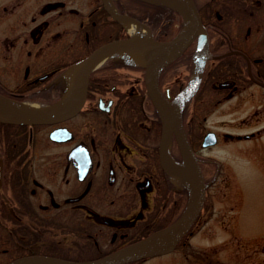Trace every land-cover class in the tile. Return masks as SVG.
I'll list each match as a JSON object with an SVG mask.
<instances>
[{"label": "flooded vegetation", "instance_id": "af4514ba", "mask_svg": "<svg viewBox=\"0 0 264 264\" xmlns=\"http://www.w3.org/2000/svg\"><path fill=\"white\" fill-rule=\"evenodd\" d=\"M110 3L122 13V0ZM194 3L212 57L181 117L204 199L169 251L129 264H264V220L254 231L241 222L249 196L243 175L264 180V0ZM123 30L127 35L102 0H0V95L56 106L69 91L73 65ZM174 73L158 75L170 100L188 82ZM5 114L12 115L0 107ZM56 128L66 129L65 139L50 137ZM162 132L144 69L121 56L91 71L76 113L34 124L0 121V264L16 257H1L15 249L65 258L92 249L87 259L96 258L174 222L190 189L161 165ZM209 132L214 140L203 145ZM6 139H19L18 149L1 150ZM167 152L185 166L174 135ZM233 237L247 245L232 246Z\"/></svg>", "mask_w": 264, "mask_h": 264}, {"label": "water", "instance_id": "95a60500", "mask_svg": "<svg viewBox=\"0 0 264 264\" xmlns=\"http://www.w3.org/2000/svg\"><path fill=\"white\" fill-rule=\"evenodd\" d=\"M160 3L176 10L182 17L183 28L171 39L158 40L153 38L151 29L139 19L120 14L112 10L108 0H102L106 11L111 17L121 23L137 24L147 32L141 37L128 34L127 37L107 41L86 57L73 65V75L69 91L63 99L67 100L58 108L26 110L24 108H11L10 100L0 95V107L4 112L12 115H0V121L18 124H34L64 119L76 113L81 107L90 72L96 67L98 60L105 54L123 56L131 63L144 68V80L147 93L155 106L162 123V137L160 143V160L165 172L172 177H183L190 189V198L186 210L171 224L153 231L149 235L104 256L88 260H68L46 254H29L16 257L5 264H127L139 259L159 255L169 251L177 240L187 231L199 212L204 199V181L197 159L189 146L182 123H178L170 113L169 105L176 99L183 97L186 100L197 89L207 59L212 56L208 53V36L203 26L198 10L193 0H145ZM195 40L192 54L194 74L189 82L170 100L168 91L164 95L159 87L158 75L161 68L179 57L185 49ZM73 100L70 101V97ZM187 163L186 170H175L166 164L168 148L172 136ZM65 128L51 131L52 139H65ZM213 134L209 132L203 145L213 142Z\"/></svg>", "mask_w": 264, "mask_h": 264}, {"label": "rangeland", "instance_id": "374dc122", "mask_svg": "<svg viewBox=\"0 0 264 264\" xmlns=\"http://www.w3.org/2000/svg\"><path fill=\"white\" fill-rule=\"evenodd\" d=\"M178 19L176 18V20L173 22V26L174 27H178ZM74 27L76 28V24L74 25ZM147 34V32H146ZM109 36L108 33L103 34L102 35V39H107ZM81 40H84V36L81 35L80 37ZM94 44V43H93ZM92 46V45H90ZM111 58V57H109ZM108 58V59H109ZM184 59V58H183ZM178 60L177 64L174 66V70H169L171 72H175L174 73V77L179 78L180 81L182 82H186L188 81L191 76H193L194 72H193V67L192 64H190L189 62H185ZM186 63V64H185ZM179 64V65H178ZM178 65V66H177ZM188 65V66H186ZM198 97V96H196ZM208 97V91L206 89L203 90V98H207ZM195 100H198L197 98ZM198 105V103H197ZM195 106L196 108H198V106ZM183 107V105H182ZM182 107L180 108V112H179V118H180V122L182 123V117H181V111H182ZM200 107V106H199ZM204 113V112H203ZM206 120L203 123L204 128L206 129H210L211 126V121L213 119V116H210V113L208 112V110L206 111ZM204 121V120H203ZM183 124V123H182ZM202 127V129H204ZM201 129V130H202ZM200 127H197L193 130V132L195 133H199ZM219 130H225V128H219ZM45 149H49V148H45ZM210 151H208L207 153L209 154ZM244 179L242 180L243 185L246 188V193L249 194L248 198H246V204L244 205V209H243V215L241 217V222L243 224V226L247 229V230H251L254 231L255 229H257L258 225L260 223H263L264 220V180L263 179H259V178H255L256 176L250 172L246 173L243 175ZM62 235V234H59ZM60 238V236L58 237ZM230 240V243L232 246L237 247V246H246L247 245V241L248 239L245 238H238V237H233L228 239ZM255 243L258 242L257 240H254ZM253 244H255L254 242H252ZM90 251H94V250H90ZM90 251H87L86 254H83L81 256H85V257H89L92 256V252L90 253ZM24 252L22 250H12L10 251L7 255L1 256L3 259H7L8 257H14V256H19L22 255ZM78 252H72L70 253V257H74V256H78L79 254H76ZM153 262H155L154 260H152Z\"/></svg>", "mask_w": 264, "mask_h": 264}, {"label": "trees", "instance_id": "16d2710c", "mask_svg": "<svg viewBox=\"0 0 264 264\" xmlns=\"http://www.w3.org/2000/svg\"><path fill=\"white\" fill-rule=\"evenodd\" d=\"M122 12H126L132 16H135L143 22L154 27V30L159 34L160 39H168L175 35L182 27V20L179 14L166 5L150 2L145 0H122ZM178 19V27L173 26V22ZM124 30L121 32V36H125ZM192 46H190L179 59H175L166 64L162 71L161 80L165 77V74L169 70H174V66L178 60L192 63L191 59ZM188 57V59H186ZM26 141V138H25ZM24 141V143H25ZM19 139L12 141L6 139L1 146V150L10 151L18 149ZM78 256H74V259H80L85 256L81 252H78Z\"/></svg>", "mask_w": 264, "mask_h": 264}, {"label": "bare ground", "instance_id": "6f19581e", "mask_svg": "<svg viewBox=\"0 0 264 264\" xmlns=\"http://www.w3.org/2000/svg\"><path fill=\"white\" fill-rule=\"evenodd\" d=\"M111 1L108 0V4L111 5L110 3ZM127 33L131 34V35H137V36H141V37H145L147 36L146 32L137 24H130L128 27H127ZM192 46V54H193V50L195 48V45H191ZM111 53H108V54H105L103 55L97 62V65L96 66H99L101 65L105 60H107L111 55ZM183 55V53L181 54ZM180 55V56H181ZM138 66V65H137ZM141 67V66H139ZM143 68V67H142ZM67 102V100H63L61 101L60 103H58L56 105L55 108H58L60 107L61 105H64L65 103ZM183 97H180V98H176L174 99L170 105H169V110H170V113L171 115L173 116V118L178 122L180 123V118H179V112H180V108L182 107L183 105ZM11 108L12 109H15V108H24L26 110H38V109H41L42 107L39 106L37 103H32V102H11ZM166 164L169 165V167H171L172 169H175V170H178L179 167L176 163L173 162V160L171 159V157L168 155L166 160H165ZM182 170H186L187 168V163L185 164V166H181L180 167Z\"/></svg>", "mask_w": 264, "mask_h": 264}]
</instances>
